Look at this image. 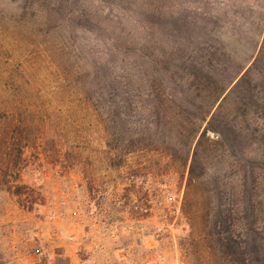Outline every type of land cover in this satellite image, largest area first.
Listing matches in <instances>:
<instances>
[{"label": "rangeland", "instance_id": "rangeland-1", "mask_svg": "<svg viewBox=\"0 0 264 264\" xmlns=\"http://www.w3.org/2000/svg\"><path fill=\"white\" fill-rule=\"evenodd\" d=\"M263 21L264 0H0V264H229L234 202V258L264 264ZM209 50L253 69L225 102ZM221 106L235 154L199 145Z\"/></svg>", "mask_w": 264, "mask_h": 264}, {"label": "trees", "instance_id": "trees-1", "mask_svg": "<svg viewBox=\"0 0 264 264\" xmlns=\"http://www.w3.org/2000/svg\"><path fill=\"white\" fill-rule=\"evenodd\" d=\"M262 7H260L261 9ZM264 24V21H263ZM262 27V26H261ZM262 32L264 33V26L262 27ZM263 37V34H261V36H258L259 42L257 43V45L255 44L252 48L253 53L257 54V58L259 60H262L261 62L264 63L263 58H264V45L261 48V50L259 51V47L261 45V39ZM218 44L220 46H222V48L224 50H230L229 46L221 43L220 41L218 42ZM213 46V45H212ZM210 53H212V55H217V53L215 52H211V50H209ZM259 52V55H258ZM220 53L223 55V58L220 56L216 57L215 56V61H217V65L218 66H214L211 67L210 69H208L209 67L205 68L202 67L199 69V71L196 73V76H198L199 79H201L202 81H206L207 83H215V85L217 86V89L220 90V96L218 98V101H221V99H223L224 97V102L229 100L230 97H233V95L235 94V91L237 90H241L242 88L247 87V84L251 81V72L252 70H247L248 65L246 64L245 60V64H240L239 60V55L235 53L233 54H229L223 52L222 50H220ZM254 56V57H255ZM257 59V60H258ZM250 61V60H249ZM257 63V61H256ZM255 63V64H256ZM249 64V63H248ZM264 65V64H263ZM234 66H236V70L234 71ZM215 68H219L216 69L214 72L213 70ZM232 70H229V69ZM255 68V67H254ZM259 70V69H258ZM229 71V73H228ZM234 72V73H233ZM220 82V83H219ZM224 84V85H222ZM221 85V86H219ZM238 98L240 100V102L243 105L248 104V94L246 93H240L238 94ZM252 101H254L255 104H259V102H257L255 99H252ZM251 102V101H250ZM223 107H219L218 111L216 113H213L214 110H212L209 114H207L206 116L203 117V122L207 123L208 122V126L205 129V131L202 134V137L200 139V143L199 145L203 144V142H205L206 140H208V136L209 134L215 133L216 137L218 138L217 141H215V143L221 147H227L229 149L232 150V152L235 154L237 151H242L243 147L246 145L247 143V139L248 137L245 136L244 134L239 133L237 130L232 129L227 123H223L222 121V116H220L219 114H221V109ZM122 113V112H120ZM121 116V115H119ZM133 121H135V117L133 116ZM126 122V121H124ZM131 123L134 124V122H127L126 125L123 124V120H119L118 122L116 121V124L118 125L116 128L117 132H123L125 131V133H127V131H131L130 129V125ZM115 129V128H114ZM120 134H124L120 133ZM200 134V131L197 132V135ZM124 136L122 135V138ZM197 139V137H196ZM143 145V144H141ZM128 146V145H127ZM147 146H145L146 148ZM201 147V146H199ZM133 152V151H131ZM134 152H136V150H134ZM245 163L246 165L241 164V167H245L248 165H251V162L247 159H242V163ZM195 165V164H194ZM252 176L255 177V170L253 168V172H252ZM246 188L243 190V194L245 195L246 193ZM245 191V192H244ZM249 195V192H248ZM253 198V196L249 195V199ZM251 198V199H252ZM250 199V213H248V209L245 210L246 214H243V216L245 217L246 215L248 217H252L255 214V208H254V203L253 201L251 202ZM233 208H231V214L227 215L225 213L222 212V214L220 215V220L217 222L219 228H224L226 226H228V233L223 234L224 238L220 239V243H225V247H227L228 251L226 252V255L231 258V260H228V262H230L229 264H237L238 260H236L237 258L235 257V253L233 251V247L235 245H239L241 244L240 242L244 241V239H237L235 236V231H233L232 225H234L233 222V216H236V203L234 202V204H232ZM250 214H252L251 216H249ZM257 225V224H256ZM257 228H252L250 229L251 231L256 232L257 234H259V231L256 230Z\"/></svg>", "mask_w": 264, "mask_h": 264}]
</instances>
